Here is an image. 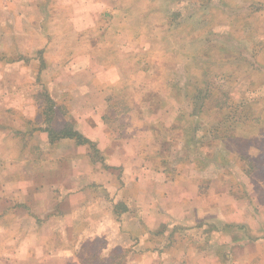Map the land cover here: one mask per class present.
<instances>
[{
  "label": "rangeland",
  "instance_id": "obj_1",
  "mask_svg": "<svg viewBox=\"0 0 264 264\" xmlns=\"http://www.w3.org/2000/svg\"><path fill=\"white\" fill-rule=\"evenodd\" d=\"M46 1L13 0L8 9L7 0H0V52L10 48L13 55L14 50L42 49L50 63L41 73V82L39 69L33 68L26 71L25 83L16 84L19 91H0L5 119L14 100L33 99L39 112L47 92L57 93L74 113L82 111L79 102L87 98L98 106L107 101L94 119L105 117L110 125L106 129L97 124L94 133L106 129L120 134L129 118L157 119L160 136L169 133L181 148L174 163L190 160L195 173L206 181L212 176L230 177L229 185L235 187L233 203L245 201L236 215L246 216V222L219 225L215 211L221 205L210 204L212 212L204 219L207 226L175 225L178 230L170 232V237L163 234L151 242L144 220L135 218H146L147 210L132 206L119 226L106 214L112 205L95 197L93 211L84 222L87 218L95 225L88 239L95 240L89 250L97 256V264H111L112 256V264H264L261 244L245 247V241L261 236L264 227V25L246 26L257 5L251 10L249 0H110L119 5L118 12L97 14L94 20L81 3ZM233 20L239 21L238 26L230 28ZM138 37L144 44L137 42ZM23 75L20 71L19 76ZM171 122L172 127H167ZM214 135L222 138L217 148L207 145ZM203 161L207 170L201 172L196 167L204 166ZM128 171L133 172L127 170L126 176L131 175ZM43 240L20 238V244L26 245L19 249L4 241L0 264H85L83 259L67 263L56 252L19 251H35ZM103 247L107 251L102 252Z\"/></svg>",
  "mask_w": 264,
  "mask_h": 264
},
{
  "label": "crops",
  "instance_id": "obj_2",
  "mask_svg": "<svg viewBox=\"0 0 264 264\" xmlns=\"http://www.w3.org/2000/svg\"><path fill=\"white\" fill-rule=\"evenodd\" d=\"M10 1L13 3V0H7V8L9 5L13 7ZM48 2L49 0L45 4ZM249 2L251 10L255 5L259 9L250 11L246 26L251 22V28L255 22L264 25V0ZM67 3H81L85 8L83 11L90 13L94 20L97 14L117 13L119 9V5H112L110 0H67ZM77 11L80 9L77 8ZM238 22L233 20L230 28L237 27ZM136 40L144 44L139 37ZM9 51L10 48H7L0 52L2 94L19 91L20 87L16 84H19V80L25 83L28 76L26 71L31 72L33 68L39 69L37 75L41 82V73L50 64L42 49L31 53H15L14 50L13 55ZM20 71L25 75L19 76ZM2 75L5 77H1ZM86 93L89 97L88 92ZM90 93L92 96L93 90ZM45 95V103L40 106L39 112L31 97L29 102L14 100V108L12 107L13 110L6 119L2 115V107L5 105L3 106L0 96V250L6 240L15 249H19L21 244L26 245L23 242L20 244V238H44L43 245L35 251L34 248L19 251L47 255L48 252H56L55 254L65 257L67 263L83 259L85 264H97L94 260L97 256L89 250V245L92 247L95 240L88 239L94 235L92 228L95 225L93 222H86L90 211H93L92 201L95 197H102L96 200L112 205L106 214L114 218L119 226L132 206L137 205L138 211L147 210L148 220L141 216L135 218L144 220L147 228L144 231L151 235V242L156 239L158 241V237L163 234L170 237V232L178 230V226L173 228L175 225H182V228L207 226L204 219L209 217L212 210L208 211V208L213 204L221 205L215 211L218 213L215 218L219 225L225 222H246V216L236 215L245 201L240 203L238 199L233 203L232 199L236 198L235 187L229 185L232 181L230 177L222 176L218 180L212 176L206 181L207 178L195 173L190 160L174 163L181 148L169 133L160 136L156 131L157 119L153 122L149 118H129L128 124L124 122V131L114 134L106 130L110 124L108 125L105 117L94 119L96 112L100 111V107L104 108L107 101L98 106L95 102L89 103L88 98L80 102L75 99V102L82 105V111L74 113L72 106L60 101L62 99L57 93L55 96H50L48 92ZM97 124L106 127L101 134L93 132ZM172 124L173 122L167 123L166 126L171 128ZM68 125L72 126V132L80 133L93 144H79L76 137H65L63 131ZM221 140L219 135H214L210 139L212 143L207 145L217 148ZM201 150L204 151L202 156L205 158L208 150L205 147ZM183 153L189 154V150L184 149ZM199 163L202 162L198 161ZM205 165L196 168L204 172L207 170ZM127 170L133 171H128L131 175L126 176ZM122 174L126 177H122ZM249 181L251 183L250 178ZM96 189L104 190L105 194L100 195V192V196L96 195ZM218 191L220 195H216ZM223 193L225 202L222 200ZM113 199L114 204L111 202ZM247 203L250 202L247 200ZM84 217H87L85 222ZM79 236L80 242L77 241ZM245 242L248 249H254L258 244L264 249V227L261 236ZM78 243L80 248H77ZM252 243L255 245H249ZM148 247L144 249L147 250ZM105 249L103 247L102 252ZM150 253L153 254L154 251L151 249Z\"/></svg>",
  "mask_w": 264,
  "mask_h": 264
},
{
  "label": "trees",
  "instance_id": "obj_3",
  "mask_svg": "<svg viewBox=\"0 0 264 264\" xmlns=\"http://www.w3.org/2000/svg\"><path fill=\"white\" fill-rule=\"evenodd\" d=\"M71 129H72V126H70V125L66 126L65 129H64V131H63V135H64L65 137H72V138L76 137V138L79 140V144H85V143H90V145L93 144V143H91V142L85 140V139L80 135V133H78V132H72ZM71 133H72V134H71ZM72 135H73V136H72ZM93 147H94V146H93ZM94 260L97 262V258L94 259ZM113 260H114V257H113V256L110 257V258H109V263L112 264ZM106 262H108V260H105V263H106Z\"/></svg>",
  "mask_w": 264,
  "mask_h": 264
}]
</instances>
